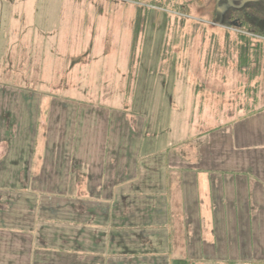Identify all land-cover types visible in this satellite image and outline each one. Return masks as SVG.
Listing matches in <instances>:
<instances>
[{"label": "crops", "instance_id": "crops-1", "mask_svg": "<svg viewBox=\"0 0 264 264\" xmlns=\"http://www.w3.org/2000/svg\"><path fill=\"white\" fill-rule=\"evenodd\" d=\"M74 73L68 86L66 81L43 82L44 89L67 90L61 98L53 94L11 101L12 128L0 130V140L7 137L11 143L0 154V264H264V130L261 135L258 129L257 134L242 131L246 120L264 116V109L255 111L257 101L250 99L252 113L245 119L247 108L237 109L235 131L230 125L217 129L234 138V147L199 167L187 159H170L179 156L172 150L180 146L179 136L187 145L193 134V112L185 118L184 135L175 134L172 124L167 134L172 146L162 150L156 145L151 155L139 144L140 133L132 135L124 126L120 132L113 121L109 132L102 125L89 126L77 139L67 131L68 116L86 112L101 118L111 106L85 100L76 85L79 72ZM32 83L33 90L41 87L39 81ZM191 106L194 111L193 98ZM109 112L111 120L119 113ZM178 114L182 125L183 114L173 116ZM21 119L27 120L25 130L15 123ZM208 131L201 137L216 130ZM70 145L74 155L68 160ZM68 166L77 173L68 176ZM180 173L185 176L177 179ZM79 178L94 188L89 186L84 195ZM68 201L76 202L74 209ZM84 201L91 208H81ZM83 209L90 216L87 223ZM217 222L218 234L233 227L240 240L233 245L220 240L223 254L214 258L210 250L216 245ZM100 233L106 239L99 240ZM232 246L235 252L228 259Z\"/></svg>", "mask_w": 264, "mask_h": 264}, {"label": "rangeland", "instance_id": "rangeland-1", "mask_svg": "<svg viewBox=\"0 0 264 264\" xmlns=\"http://www.w3.org/2000/svg\"><path fill=\"white\" fill-rule=\"evenodd\" d=\"M245 50L248 60L240 58ZM74 69L79 72L81 83L76 85L82 97L111 106L101 118L86 112L72 113V119L68 116L67 131L78 135L77 139L81 129L89 126L102 125V131L109 132L113 121L115 129L124 126L132 135L140 133L139 144L144 143L146 154L151 155L156 145L162 150L172 146L167 135L172 124L175 134L184 135L182 128L189 124L185 118L193 112V134L186 139L187 145L179 136L180 146L172 148L179 156L170 159L208 165L234 147V138L219 135L217 129L230 125L235 131L237 109L247 108L243 119L252 113L250 99L257 101L256 112L264 109V0H0V130L5 133L12 128L13 98L53 94L61 98L67 90L44 89L43 82L66 81L68 86L76 75ZM31 80L39 81L41 87L33 90ZM111 110L119 112L114 120ZM175 113L183 114L182 125ZM15 123L27 128V120ZM209 129L216 131L202 138ZM250 129L253 133L258 129L261 135L264 116L246 120L243 134ZM4 139L8 143L3 145ZM4 139L0 140L3 155L11 147L9 138ZM75 173L68 166V176ZM180 176L185 173L176 178ZM79 182L84 195L89 186L94 188L85 179ZM75 188L72 184L71 189ZM137 188L131 186L132 191ZM84 202L77 207L91 208L89 201ZM75 203L67 205L74 209ZM83 212L87 223L90 216ZM217 229L218 222L216 245L210 250L214 258L222 257L220 240L233 245L240 236L233 227L228 233L218 234ZM180 235L175 234V239L181 240ZM98 238L106 239V235L100 233ZM234 252L233 246L227 248L228 259Z\"/></svg>", "mask_w": 264, "mask_h": 264}, {"label": "trees", "instance_id": "trees-1", "mask_svg": "<svg viewBox=\"0 0 264 264\" xmlns=\"http://www.w3.org/2000/svg\"><path fill=\"white\" fill-rule=\"evenodd\" d=\"M137 23H138V24H137ZM137 23H136L135 33H134V34H135V39H137V36H138V34H139L140 17H138ZM242 37H244V36H242ZM243 39H245V38H243ZM243 54H244V55H241L240 58H241V59H244V60H248L249 52L245 50V51L243 52ZM247 54H248V55H247ZM248 63H249V62H248ZM248 63H247V64H248ZM132 140H133V139H132ZM134 159H137L136 156H135V157H134V156L132 157V160H134Z\"/></svg>", "mask_w": 264, "mask_h": 264}]
</instances>
